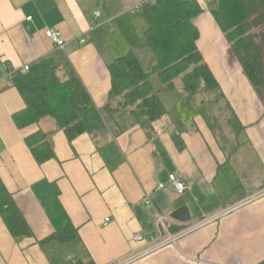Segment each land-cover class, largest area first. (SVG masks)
Wrapping results in <instances>:
<instances>
[{"label": "crops", "instance_id": "1", "mask_svg": "<svg viewBox=\"0 0 264 264\" xmlns=\"http://www.w3.org/2000/svg\"><path fill=\"white\" fill-rule=\"evenodd\" d=\"M143 1L0 0V199L13 198L32 232L16 239L0 214V264H121L147 248L133 239L157 233L158 217L176 233L264 191V103L211 14L210 0H195L203 9L194 21L197 47L231 112L220 104L219 124L210 126L199 112L201 97L163 86L158 92L168 115L152 129L127 110L113 111L110 66L133 52L144 68L145 51L133 42L141 45L143 28L148 48ZM47 29L61 34L64 49L46 37ZM45 58L64 78L80 79L93 102L83 115L85 133L72 142L53 118L24 129L14 121L26 104L12 76ZM230 113L240 130L228 122ZM38 132L56 154L42 165L26 143ZM169 175L191 191L178 195ZM182 207L190 211L188 224L171 218ZM67 226L77 229L76 238L41 243ZM263 262L264 193L129 264Z\"/></svg>", "mask_w": 264, "mask_h": 264}, {"label": "trees", "instance_id": "2", "mask_svg": "<svg viewBox=\"0 0 264 264\" xmlns=\"http://www.w3.org/2000/svg\"><path fill=\"white\" fill-rule=\"evenodd\" d=\"M208 7L264 103V0H210ZM142 13L148 24L146 46L156 63L153 71L147 72L137 56L129 52L110 66L113 111L127 110L145 129H152L155 122L167 116L163 99L150 79L154 73L163 91L201 97L200 114L210 126H217L218 106L223 103L230 112L231 107L197 47L199 30L194 21L203 13L202 7L195 0H156L155 4H143ZM12 83L26 104L23 111L14 115L18 128L53 118L71 142L85 133L83 115L93 102L80 79L61 76L53 59H41L29 72L14 74ZM228 122L240 130L233 113ZM26 143L38 164L56 158L53 144L44 133L31 135ZM0 214L16 239L31 236L12 197L0 199ZM77 234V229L67 226L41 243L68 242Z\"/></svg>", "mask_w": 264, "mask_h": 264}, {"label": "built area", "instance_id": "3", "mask_svg": "<svg viewBox=\"0 0 264 264\" xmlns=\"http://www.w3.org/2000/svg\"><path fill=\"white\" fill-rule=\"evenodd\" d=\"M146 3L147 4H155L156 0H144L142 4H146ZM96 16H99V14L97 13ZM27 20L31 21V18H28ZM45 35L49 40H51L56 45L57 48H59V49L65 48L66 43L62 39V36L58 31H56L54 29H47L45 31ZM85 42H86V39H84V38L80 39L81 44H84ZM29 71H30V66H25L22 69V73H27ZM169 182L171 183L175 192L180 196L183 195L186 191H191V189H192L190 185H188L185 182H183L182 180H180L176 175H169ZM164 188H165L164 184H159L157 187V191H161ZM262 193H264V191ZM262 193H259L258 195H255V196H252V197H250V199L248 198V200H245V201H242L238 204H235V205L227 208L226 210L224 209L223 211L214 215L213 217H211L210 219H208L206 221H203V222H200L198 224H194V225H190L188 227L182 228L181 230H179L176 233L171 232L172 225L166 224V219H164L162 217H158L157 233H155L154 235H152L150 237L138 236V237L133 239L135 242L145 243L147 245V248L142 253H138V254L133 255L132 258L128 259L127 261H125L124 263H121V264H129L133 261L139 260V259H141V258H143V257H145V256H147L153 252L161 250L165 247L176 245V243L179 239H181L185 235L195 231L196 229L201 227L206 222H208L210 220H215L221 216H224V215L238 209L239 207L247 204L248 202H250L254 198L258 197ZM109 221H110V219H106L105 225H107V223Z\"/></svg>", "mask_w": 264, "mask_h": 264}, {"label": "rangeland", "instance_id": "4", "mask_svg": "<svg viewBox=\"0 0 264 264\" xmlns=\"http://www.w3.org/2000/svg\"><path fill=\"white\" fill-rule=\"evenodd\" d=\"M142 5L143 4H141V8H142ZM141 21H143L145 23V28H147V24H146L144 18L142 17V14H141ZM196 21H197V19H195V23H196ZM142 30H144V29L143 28L141 29V45H140V43L137 42V38H135L133 40V42H135V45L134 44L133 45H134L135 49L139 53H140V51H142L144 49L145 52L140 53L141 54V57L143 58L142 59L143 60L142 62L144 64V68L148 72H152L153 71V67H154V65L156 63V60H155V56H154L153 52L149 48L143 47L144 46V39H143V32H142ZM147 54L148 55H151V57L150 56H147ZM150 79H151V82H152V85H153V88H154L155 91H158V90H161L162 89V83L160 82L157 74L152 73ZM190 103H194L195 104V101L190 99Z\"/></svg>", "mask_w": 264, "mask_h": 264}, {"label": "water", "instance_id": "5", "mask_svg": "<svg viewBox=\"0 0 264 264\" xmlns=\"http://www.w3.org/2000/svg\"><path fill=\"white\" fill-rule=\"evenodd\" d=\"M171 218L182 224L191 222V214L187 207H182L171 214Z\"/></svg>", "mask_w": 264, "mask_h": 264}]
</instances>
